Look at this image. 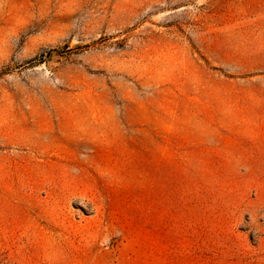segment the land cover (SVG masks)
<instances>
[{
    "label": "rangeland",
    "instance_id": "rangeland-1",
    "mask_svg": "<svg viewBox=\"0 0 264 264\" xmlns=\"http://www.w3.org/2000/svg\"><path fill=\"white\" fill-rule=\"evenodd\" d=\"M0 264H264V0H0Z\"/></svg>",
    "mask_w": 264,
    "mask_h": 264
},
{
    "label": "water",
    "instance_id": "water-1",
    "mask_svg": "<svg viewBox=\"0 0 264 264\" xmlns=\"http://www.w3.org/2000/svg\"><path fill=\"white\" fill-rule=\"evenodd\" d=\"M52 53H53V52H50V53H49V56H48V58H50V57H51Z\"/></svg>",
    "mask_w": 264,
    "mask_h": 264
}]
</instances>
